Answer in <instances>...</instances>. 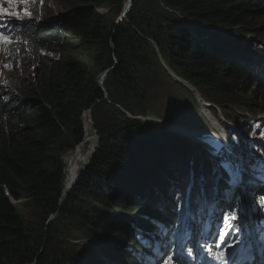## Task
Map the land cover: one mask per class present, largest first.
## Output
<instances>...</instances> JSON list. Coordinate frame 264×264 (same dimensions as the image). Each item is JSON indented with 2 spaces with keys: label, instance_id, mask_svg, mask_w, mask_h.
Returning <instances> with one entry per match:
<instances>
[{
  "label": "trees",
  "instance_id": "16d2710c",
  "mask_svg": "<svg viewBox=\"0 0 264 264\" xmlns=\"http://www.w3.org/2000/svg\"><path fill=\"white\" fill-rule=\"evenodd\" d=\"M76 1L54 23L24 28L44 47L61 38L70 57L36 59L33 84L18 78L24 101H19L14 112L7 105L0 108V264H67L62 257L66 252L49 248L66 237L57 218L88 224L90 234L96 235L85 237L120 264H131L134 260L127 247L122 249L124 244L133 246L136 235L153 224L167 226L161 222L172 214V202L166 201L173 186L178 199L188 176L202 178L208 188L221 169L209 147L159 125L126 118L120 126L101 127L97 149L59 206L64 186L62 155L82 141L84 111L104 104L105 91L114 106L115 96L126 94L137 99L130 113H148L143 90L148 85V39L157 44L167 39L168 49L160 44L158 48L168 67L220 107L227 118L228 103L242 106V111L234 112L239 116L258 113L254 107L257 96L264 108V48L259 43L264 42V0H132L124 20H111L110 25L105 24L107 13L97 7L114 11L113 0ZM246 36L249 41L244 44L241 37ZM154 60L158 67L161 62L156 53ZM106 69L103 90L98 74ZM158 108L151 111L164 121L191 123L188 116L159 110L170 117L163 116ZM259 123L253 121L246 131L255 132ZM103 178L108 189L104 195L111 205L96 212L78 207L83 196L103 203ZM9 196L15 201L27 197L24 203L35 209L31 221ZM114 243L122 250L117 252L116 247L109 252L107 246ZM67 246L74 248L73 254L82 255V264H105L86 248L75 243ZM55 248L60 250L62 245ZM126 258L127 262H121Z\"/></svg>",
  "mask_w": 264,
  "mask_h": 264
},
{
  "label": "rangeland",
  "instance_id": "374dc122",
  "mask_svg": "<svg viewBox=\"0 0 264 264\" xmlns=\"http://www.w3.org/2000/svg\"><path fill=\"white\" fill-rule=\"evenodd\" d=\"M112 2L115 7L114 11H111L108 7H105V6L97 7L100 12L105 11L107 13L106 21H105L106 25H110L111 20L115 21L116 23H120V21L118 20L119 19L118 17L123 11L124 0H113ZM118 2L120 3L119 5H118ZM30 3L36 5L34 7L35 9L34 15L36 17H39L40 12L42 10L43 12L47 13L46 15L41 16L40 20L43 22L46 21V23L49 24V23H54L53 20L60 14L67 13L70 8L69 6H75L78 2L76 0H32V1H29V4ZM129 5L131 6V2ZM21 7L29 8V6L27 5L19 4L18 6L15 7V9H18ZM163 16L166 17L165 14H163ZM175 17H177V15L172 16V19H171L172 22L174 19H176ZM1 18L6 19V15ZM21 19H25V18H21ZM167 19L170 20L169 16L167 17ZM122 20H124V18H122ZM150 32L154 33L153 30H151ZM243 40H245V38L242 39L241 42H243ZM48 42H47V45L44 47L42 46L41 43L34 41L32 39H28L27 42H25L22 39L21 41H17L15 43V47L16 49H18L19 52L16 54V58L14 62H12V65L10 66L8 65L7 69L6 67H4L5 64H7L4 62V59H8L9 52H13V51L8 49L6 44H0V66L2 65L3 72L8 71L10 78L15 83L19 82V79L18 78L16 79V77L18 76V74H20L23 80H26V82L33 84V81L35 80L33 79L34 70L32 71L34 63H35L33 58L37 55L39 51L42 55L47 56L49 58L51 57L56 58L57 56H59L60 58L65 59L68 56L70 57V54L65 49V46L61 38H58L57 41L55 42L54 41L50 43ZM148 42L150 43V48L147 54H149L150 64L145 67L146 79L148 78V85L144 89H143V86H141L146 94L144 105L149 106L147 108L148 113L147 114L144 113L143 115L142 114L134 115L130 113L128 110L136 107L137 99L133 98L132 96H130L131 97L130 98L126 94L125 96L122 94H117L115 96V100H116L115 105H117L118 107L114 106L113 103L110 101V99H107L108 94L104 91V95H105L104 97H105L106 102L104 101V104L97 105L94 109H88V111H85L84 116L82 117V127H83V132H84L82 141L78 145H76L73 149L66 151L62 155L63 163H64V169H63L64 186L62 190L63 193H66V191L70 188V186L68 187V185L72 180H73L72 187L74 186L80 174L83 173V171L86 169L88 163L91 160L93 153L97 149L98 140H99L98 133L100 132V130H102L101 127L107 128L110 125L114 126V124H116L117 126H120L122 125L121 123H126V118L131 119V120L136 119L142 125L154 124L155 121H158V119H162L160 116L155 115L154 112L151 111V109L156 106V107H159L157 110L158 112H160L159 110H161L163 112H166L169 115H174V116L181 115L182 117L188 116V118L194 117L192 123H187L186 121L184 123H181L180 121H171V122L181 124L180 126L184 125L187 127H199L203 129L211 128L212 125H210V123H208V120H207L209 119V116L203 118L204 114L202 112L198 113L199 112L198 105H196L192 93L189 91L190 92V95H189L187 89L173 82L171 79L173 73L168 72L166 69L167 67L170 71H172L168 67L169 65L167 64V62L164 60L163 55L159 48L160 46H162L163 48L168 49L167 39L164 38L159 43L160 46L152 38L148 39ZM155 53H156L157 58L159 57V60L161 62L160 64L158 60L159 66L161 65L160 67L159 66L155 67L156 66L155 64L156 61L154 60ZM14 54L15 53H13V55ZM86 59L87 61H90V57L88 55H86ZM105 71L106 70L99 72L98 74V84L101 87H103L102 86L103 82L102 84L99 83L100 76ZM164 71H166L167 74H164ZM107 75H108V71L107 73H105L104 79L107 78ZM10 78L3 77V79L0 81V84H2L0 85V92L4 88H7V86L3 85V83L1 82H5L7 79L9 80ZM14 87H16V90L19 89L20 92H22L20 89L21 87L15 86L11 83V85L6 89V92H5L7 96L0 98V108L1 109H3V106L5 107V105H7L6 107L10 108L11 112H14L12 111L13 108H16V107L18 108L21 105L19 101L24 100V95H22L21 97H18L17 94L15 95L14 93H13V96L9 95L10 93L9 91L13 90ZM0 95H3V94L0 93ZM247 96L249 98L252 97L250 94H247ZM11 98L13 100H11ZM2 102H3V106H2ZM254 104H255L256 109H260L261 104H260V99L258 98V96L254 100ZM226 110H227V114L230 115L228 117L229 121L222 122L221 119L217 117L219 121V128L217 130H214L213 128H211V130L214 131V134H216L215 136L217 137L225 136L226 138H228L225 131L229 129L231 130L232 128H234L236 135H234V137H232L231 139L228 138V140L235 141L237 143V146H240V147H243L244 145H246L247 146L246 149L248 151L252 150L253 142L254 143L260 142V144L264 142L263 140L264 125L262 123H259V125L256 126L255 128L256 131L254 134H252L254 135L253 136L254 140H250L249 139L250 136H248L244 131H241V132L245 135L241 134V132L236 131L239 128H241L242 130H246V127H249L253 121L264 122V115H254L252 116L251 120L246 121L245 116H239L238 114L237 115L234 114L236 110V105L234 103H228L226 106ZM167 114L162 113L163 116H166ZM169 115H167V117H170ZM146 118H148V120H145ZM112 121H115L116 123H112ZM92 135L94 136V140H92L93 139ZM249 141H251L250 144H249ZM232 148L236 149V146L234 143L232 145ZM254 150L258 151L255 148ZM261 153L264 154L262 151ZM104 183H107L106 178L102 179V185H103V187L101 188L102 195L108 193V189H106V186L104 185ZM187 184L188 183H186V185ZM174 189H176V186H173V191H170L171 194L174 192ZM126 191L128 192L130 190L127 188ZM244 192H245L244 189H240V192L237 195L231 196L230 200L226 199L225 197H223L222 199H218L216 194H214L210 198L209 203L211 204V208L213 211L210 214L211 216H208L210 217L208 219L210 220V223L212 225L216 226L215 228L216 230L214 232H210V234H212L213 236V238H211V241L214 242L218 239L217 237L218 230L219 228L223 226V220H222L223 211L228 210V209H234L239 213V207H237L238 204L242 205L245 208V213L240 216V219L238 222L241 223L243 226H245L247 232H248V229L251 231L250 233L251 242L255 244V240L257 239L258 234L262 235V231H261L262 227L259 226V223L261 222L260 219H262L260 215L264 214V208H261V206L257 204L256 201L259 199V197L262 194H264V191L261 189L259 184L254 183L251 187H246V192H249L248 201L241 202L239 201V199H240V196L244 198ZM62 196L63 194H61V197ZM172 197L173 198L177 197L176 192L172 195ZM24 200L26 201L27 197H22L20 201L17 202L19 203L17 208H19V210L22 211V214L25 218L31 221L32 219L31 215L35 213V211H33L35 209L30 206L27 207V205L24 203ZM63 201L65 202V199H63L62 202ZM82 201L84 202V204ZM110 205L111 203L108 200V197L106 195H104V200L102 204H96L95 201L89 200L88 197H84V196L80 198L79 203L77 204L78 207L82 206L81 207L82 209L85 208V209H88L94 212H96L101 206L108 207ZM207 206H208V203H206V206L204 208L205 210L201 209L200 211H198V212H203L205 214L203 219H206L207 214H209L208 213L209 211L206 210ZM182 207H176L174 209V218H173L174 223L172 222V226L167 228L169 237L171 236L172 232H174L177 228H180L178 226L176 227L177 225L176 218L178 217L179 210H181ZM150 215L152 214L150 213ZM54 217H55V214L51 215L49 220H52ZM57 222L59 226L63 228V230L65 231L66 237L61 239L59 243H54V245L52 244V246L51 247L49 246V248H51L55 253H57L58 251H62L63 253L66 252L65 255L62 257L63 259L66 260L67 264H82L83 263L81 261L82 255L78 256V255L73 254L72 252L74 248L68 247L67 246L68 243L72 246L75 243V245H79L82 248H85V246H87V248L89 247V251L94 252L95 255H98V256L103 255L102 250H100L99 248L95 249L94 246L91 245L93 244L91 242V239L85 237V236H95L96 235V234H92V235L90 234L91 228L88 227V224H84L77 220H67L66 218H57ZM83 225H86V226L83 227ZM198 225H200V223ZM92 228L94 227L92 226ZM191 229L193 233V227H191ZM151 230H155V228L153 227L151 228ZM77 236H79V238L74 239V237H77ZM194 239H197V240L194 241ZM194 239L192 240L194 241V243L188 244L187 246L192 247L194 249V252L197 251V253H202V251L204 250L198 246L201 238L197 237ZM145 241H148V238H146ZM88 243H91V244H88ZM56 245H62V248L60 250H57V248H55ZM208 246L213 247L211 244ZM116 247H117V243L116 244L114 243L111 246H107V249L110 252ZM123 249H125V247H123ZM127 249L128 250L131 249V251H129L128 254L133 256L134 255L133 250L136 251V248L127 246ZM107 258L113 259L111 256H107Z\"/></svg>",
  "mask_w": 264,
  "mask_h": 264
},
{
  "label": "snow or ice",
  "instance_id": "6c2138e0",
  "mask_svg": "<svg viewBox=\"0 0 264 264\" xmlns=\"http://www.w3.org/2000/svg\"><path fill=\"white\" fill-rule=\"evenodd\" d=\"M6 2L10 6L17 3L29 4V0H6ZM5 15L16 19L32 17V13L28 8H24L21 13V11L5 8L0 3V17ZM12 43L13 40L9 35L0 31V44L10 45ZM5 67H7L6 64ZM220 167L224 169L226 175L230 173L229 180L223 188V195L226 199L230 200L233 190L244 183V173L246 171L250 176L264 182V161H249L245 166V162L237 164L231 160H224L221 161ZM257 172H259L258 177L256 176ZM219 180L220 177H213V186L216 188L217 193L221 191ZM248 183L253 184V179H249ZM208 194L209 189L205 187V181L203 179L198 181L195 174H193L191 180L185 186L182 196L189 211L182 221L180 219L176 221L177 224H183V230L177 228L169 237L168 229L166 227L160 228L156 233L157 239L154 243L142 242L145 251L137 255L138 264H188L187 257H193L194 254V249L187 246L192 238V229L188 218L194 219L191 209L200 202L207 200ZM256 202L261 208H264V194ZM237 207H239V213L234 209L223 211V226L218 230V239L214 243V248L208 246L207 242L198 245L207 253V258L212 259L216 264H243L244 261H249L252 258L250 233L246 231L245 226L238 222L240 216L245 213V208L239 204ZM229 235L235 237V241L228 240L225 243Z\"/></svg>",
  "mask_w": 264,
  "mask_h": 264
},
{
  "label": "bare ground",
  "instance_id": "6f19581e",
  "mask_svg": "<svg viewBox=\"0 0 264 264\" xmlns=\"http://www.w3.org/2000/svg\"><path fill=\"white\" fill-rule=\"evenodd\" d=\"M1 1V3L3 4V6L5 7V8H9L10 10H13V11H21V13H22V11H23V8H25V7H21V8H18V9H15V7L16 6H18L20 3H17V4H14V5H8L7 4V2H6V0H0ZM29 1H32V0H29ZM129 4H130V2L128 1V0H124V5H123V9H125V8H128V6H129ZM27 6H29L30 8H31V13H32V17L31 18H25V21H22V22H19V20H21V19H16V18H9L8 16H6V19L4 20V22H6V24H1L0 25V31H3V32H5V34H7V35H9V37L13 40V43L12 44H10V45H6L7 46V48L8 49H10V50H12L13 52H9V58L8 59H4V62L5 63H7L6 65H7V67H8V65L10 66V65H12V62H14V60H15V58H16V54L19 52L18 51V49H16V47H15V43L17 42V41H21V39L22 40H24L25 42H27L28 41V38L26 37V35H24L25 33V31H24V28H27V29H34V28H36L37 27V25H39V24H41V23H46V21L45 22H43V21H41L40 19H41V16H44V15H46L47 13H45V12H43V10L40 12V15H39V17H36L34 14H35V9H34V7L36 6L35 4H27ZM29 9V8H28ZM58 17V16H57ZM56 17V18H57ZM16 20H18V22H15ZM0 21H1V19H0ZM7 21L9 22L8 24H7ZM34 26H36V27H34ZM15 28H17L18 29V31H16V32H14L13 34H11L10 32H11V30L12 29H15ZM24 33V34H23ZM22 35V36H21ZM245 38V40H243V42L246 44V42H248L249 41V39H247L246 37H241V40L242 39H244ZM252 40L253 39H255L254 37H252L251 38ZM259 43L261 44V47L262 48H264V42H262V41H259ZM40 50V49H39ZM13 53H15L14 55H13ZM259 54H262V52H259ZM43 55L40 53V51L37 53V55L33 58L34 59V67H35V65H36V59H38L39 57H42ZM51 58H53V57H51ZM57 58H60L59 56H57L55 59H57ZM60 59H62V58H60ZM5 67V66H4ZM7 67H6V69H7ZM166 69H167V71L168 72H171V73H173L172 74V79L174 80V81H176L177 83H179L180 85H182V86H184L188 91H190L191 93H192V95H193V98H194V100H195V103L196 104H200L202 107L200 108V111H203V112H206V114L205 113H203L204 115H203V118H205V117H208L209 116V119H207L208 120V123H210V125H212L211 126V128H213L214 130H217L218 128H219V121H218V118H220L221 119V121L222 122H228L229 121V118H227L224 114H223V112H222V110L220 109V107H218L216 104H214V103H212V102H210V101H207V100H205L201 95H200V93L196 90V88L193 86V85H191L190 83H188L187 81H181L182 79L179 77V76H177L176 74H174V72L173 71H170L167 67H166ZM3 77H8V78H10V75L8 74V71H5V72H3V70H2V65L0 66V81L3 79ZM21 78L22 76L20 75V74H18V76L16 77V79L17 78ZM22 79V78H21ZM33 80V79H32ZM1 83H3V85H5V86H7V88L11 85V83L13 84V85H15V86H18V87H21L20 89H21V91H23V89H22V86H21V82L19 81L18 83L16 82H13V80L10 78L9 80L7 79L5 82H1ZM24 83H28V82H26V80H24ZM0 85H2V84H0ZM7 88H4L0 93L1 94H3V95H0V98L1 97H6L7 95L5 94V92H6V89ZM15 89V90H14ZM10 93H9V95H11V96H13V93L16 95L17 94V96L18 97H21L22 96V92H20V90L19 89H17L16 90V87H14L13 88V90H11V91H9ZM12 92V93H11ZM8 95V96H9ZM252 98V97H251ZM24 101V100H23ZM253 102V101H252ZM215 105V106H214ZM2 106H3V102H2ZM3 108H5L4 106H3ZM210 109V110H209ZM10 110H6L5 112L6 113H8ZM88 111V110H87ZM218 114V115H217ZM211 115H213V118L211 117ZM218 117V118H217ZM145 120H148V118H146ZM260 123H262L263 125H264V122H262V121H259ZM181 124H178V123H175V122H168L165 126H163V129H165V130H167V131H169L170 133H173V134H176V135H181V136H184V137H186V138H188V139H190V140H192L193 142H195V143H198V144H201V145H204V146H207V147H209L211 150H212V152L215 154V150H216V147L212 144L215 140L216 141H219V143H220V146H219V150L222 152L219 156H217L216 154H215V156H214V159H215V163H221V161H224V160H231V161H234L235 163H236V160H239L240 158L243 160V162H245V164L247 163V162H249L250 160H251V158L248 156V154H249V151L246 149V145H244L243 147H240V146H237V143L235 142V141H229L228 140V138L229 139H231L232 137H234V135H236V133L235 132H232V133H229V134H227V136H228V138H226L225 136H220V137H217V136H215L216 134H214V131H212V134L210 133V130H211V128H199V127H187V126H184V125H182V126H180ZM233 130H235L234 128H232ZM232 129L230 130H228L229 132H231L232 131ZM238 132H241V131H244L248 136H250L249 137V139L250 140H254L253 139V136L254 135H252V134H254L255 132L253 131V133H248L246 130H242L241 128H239L238 130H237ZM241 134H243L242 132H241ZM243 135H245V134H243ZM92 137H93V139L92 140H94V136L92 135ZM250 142L251 141H249V144H250ZM233 143L235 144V146H236V149L234 148H232V145H233ZM210 144V145H209ZM92 147V146H91ZM94 147V146H93ZM246 149V150H245ZM243 150H245V151H243ZM229 156H231V157H229ZM226 158V159H225ZM74 167V166H73ZM72 174H74V173H72ZM249 173L246 171L245 173H244V177H245V175H248ZM214 175H215V177H220V180H219V184H221V181H223V178L225 177V176H228V178H229V175H230V173L228 174V175H226L225 174V171H224V169H219L218 171H216L215 173H214ZM76 177V176H75ZM192 177L191 176H188V179H191ZM213 181V180H212ZM72 182H73V180L69 183V185H68V187L72 184ZM185 182V181H184ZM182 183V185H181V196H180V198H178L179 199V202H178V199H177V197H175V198H173L172 197V195L176 192V195L177 196H179V193H178V191H177V189H174V192L171 194L170 193V195H169V198L167 199V201H166V204H168L169 202H170V204H171V202H172V205H170V211L172 212V213H174V209L176 208V207H178V206H180L181 204H183L184 203V199L182 198V196H183V193H184V191H183V189L185 188V186H186V182L185 183ZM240 187H243V185H241ZM66 190V189H65ZM170 190V189H169ZM171 191V190H170ZM217 192V191H216ZM5 193L8 195V193H7V190L5 189ZM214 193V192H213ZM62 194H63V192H62ZM215 194V193H214ZM219 195H217V197H218ZM9 198H10V200L14 203H17V202H19L20 200H14L13 198H12V196H9ZM60 199H62V197L60 196V198H59V206L60 205H62V203L64 202H62V200H60ZM66 199V198H65ZM173 203H174V205H173ZM160 207H162V210L165 208V206L163 205V204H161L160 205ZM195 209H196V211L198 212V211H200L201 210V208H198L197 206H195L194 207ZM212 209L210 210V214L212 213ZM179 213L180 214H182L183 213V210H182V208H181V210H179ZM209 213V212H208ZM263 219H264V217H262V219H260L261 221H263ZM153 224V223H152ZM154 228H155V230H151V229H149V230H147V232H142L141 233V231L139 232L140 234H138V235H136V238L134 239V241H132V245L133 246H131V247H134V248H136V251H134L133 250V252H134V255L132 256V255H130L129 254V256L130 257H132L133 258V260L134 261H132L131 262V264H138V260H137V255L138 254H141V252H144L145 251V248L143 247V241H145V239L146 238H148V242H155V239L157 238V236H156V233L158 232V230L160 229V228H158V227H156L154 224L152 225ZM162 227H165V226H162ZM195 240H197V239H194V241ZM194 241H192L191 243H194ZM88 244H91V243H88ZM127 244H128V242H127ZM127 244H124V247L126 248L128 245ZM91 245H93L94 246V248L95 249H97V248H99V246L98 245H96V244H91ZM85 248L86 249H88L89 250V247L87 248V246H85ZM100 250H102L101 248H99ZM127 249V248H126ZM130 251H131V249H130ZM94 253V252H93ZM95 254V253H94ZM102 254L103 255H100V256H98V255H96V257L97 258H99L101 261H103L105 264H120L117 260H116V258H113V259H109V258H107V256H109V255H107L103 250H102ZM197 255V251H195L194 252V254H193V256H196ZM102 258V259H101ZM127 262L128 261V258H126L125 260H121V262Z\"/></svg>",
  "mask_w": 264,
  "mask_h": 264
},
{
  "label": "water",
  "instance_id": "95a60500",
  "mask_svg": "<svg viewBox=\"0 0 264 264\" xmlns=\"http://www.w3.org/2000/svg\"><path fill=\"white\" fill-rule=\"evenodd\" d=\"M129 2H132V0H128ZM129 8H130V5L128 6ZM127 9L128 8H126L125 9V13H124V15L125 14H127ZM129 10V9H128ZM107 71H109V69H106V71L100 76V82L99 83H101L102 84V82H103V80H104V76H105V73H107ZM102 89L104 90V88L102 87ZM87 115H88V113H87ZM84 115H82V117H83ZM71 187H72V184L70 185V188L66 191V193H63V196H62V199H65L66 198V196H67V194H68V192L70 191V189H71Z\"/></svg>",
  "mask_w": 264,
  "mask_h": 264
},
{
  "label": "clouds",
  "instance_id": "9594fccd",
  "mask_svg": "<svg viewBox=\"0 0 264 264\" xmlns=\"http://www.w3.org/2000/svg\"><path fill=\"white\" fill-rule=\"evenodd\" d=\"M126 15V14H125Z\"/></svg>",
  "mask_w": 264,
  "mask_h": 264
}]
</instances>
